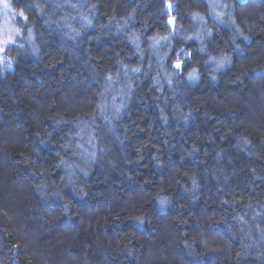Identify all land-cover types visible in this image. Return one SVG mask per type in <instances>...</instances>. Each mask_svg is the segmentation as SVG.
Returning a JSON list of instances; mask_svg holds the SVG:
<instances>
[{"label": "trees", "instance_id": "trees-1", "mask_svg": "<svg viewBox=\"0 0 264 264\" xmlns=\"http://www.w3.org/2000/svg\"><path fill=\"white\" fill-rule=\"evenodd\" d=\"M78 2L85 9L91 3H96L92 10L95 12L93 23L103 25L101 31L107 34L93 40L91 37L98 35L97 30L86 27L83 37H76L74 42L63 34L66 29L58 27L57 23H45L49 16L56 20L70 11L64 0H13L15 8L23 14L19 18L27 17L34 21L35 39L47 52L41 63L21 59L17 66L18 72L24 69L41 76L45 81L43 86L35 85L34 89L24 91L17 86L15 79L9 77L7 81L23 92L20 108L26 118L20 121L21 128L27 126V116L37 106L52 103V109H55L58 101H71L73 98L79 100L87 91H101L98 83H104L100 79L103 73L111 79L103 100L96 97L94 102L103 103L105 109L111 107L113 99L117 105L126 100V105L112 121L111 127L114 130L109 132L104 129L103 142L97 141V160L92 166L88 187L105 195V201L99 205L101 210L111 200L115 209L123 215L122 209L130 205L133 197L161 191L174 176L175 188L167 187V191L162 194L167 195L173 191L179 193L180 187L189 183V176L185 173L195 171L203 195L194 209H188L184 226H177L175 213H170L172 223L167 222L168 217L159 218L152 224L151 235L147 237L149 243L157 247L171 246L175 249L177 243L181 246L184 243L175 238L177 231L180 235L187 234L190 231L187 219L205 207L214 208L212 200L217 197L229 199L234 194L239 202L238 211H244V205L248 202L264 200V183L257 178L264 176V115L258 110L260 101L264 99V92L261 91L264 85V0ZM38 3L43 4V12L37 8ZM129 12L133 13L132 18L122 19ZM170 19L173 23H169ZM81 39L83 42H79ZM201 48L204 51H200ZM178 49L186 50L192 57L187 68L181 63V71L196 66L202 73L198 83L185 80L184 84L178 86L167 82L165 69L176 60ZM164 51L168 52V56L160 61L159 55ZM226 57L230 58V63ZM116 59H120L122 64H115ZM218 65H224L223 70L216 72L218 80L212 82L210 73ZM42 68L49 72L57 68L55 75L59 79H46L41 74ZM108 68L111 71H106ZM136 68L140 71H133ZM157 74L160 76V86L154 84ZM172 79L175 81V77ZM129 81L130 89L126 88ZM5 83L0 81V89ZM24 96L28 99H24ZM166 100L168 106L164 110L168 115L167 126L160 119V109ZM173 103L188 104L194 108V115L187 124L171 114ZM222 105H229V110L220 111ZM3 116H9V109H5ZM106 123L101 118L93 127L100 130L98 126ZM82 127L84 131L81 135L84 136L88 126L85 123ZM166 127L173 131L170 144L169 138L163 135ZM252 128H255V134L249 135ZM209 133L211 138H208ZM240 133H244L251 144L238 142ZM118 136H126L127 139L121 142ZM177 140L185 148L195 143L199 153L192 159H185L180 152L175 151L179 146ZM217 151H220L218 157ZM138 154L141 159L137 167L124 165L126 159L136 162ZM156 154L165 162L163 169L158 170L153 166L152 158ZM19 159L18 152L13 154V160L7 162V167L14 170ZM109 160L114 161L117 167H110ZM173 169L181 174L176 175ZM121 172L131 177L134 183L126 187L128 181ZM49 175L53 180L58 179L54 169H49ZM225 176L227 182H224ZM66 199L70 197L66 196ZM96 203L94 200L93 204ZM178 206L187 207L182 199ZM56 207L49 205L46 211L49 215H55ZM75 208L80 206L75 205ZM96 210V207L86 206L79 213L72 211L69 216L58 217L56 222L60 224V234L49 230L33 239L30 247L21 246L18 233L10 230L5 223V213L14 215L18 232L27 233L31 238V234L39 229L37 216L41 209L30 197L15 196L7 201L6 207H0V256H12L13 252H19V258L10 259L8 264H35L32 257L37 253L58 257L65 244L72 242L68 234H75L81 228L86 229L89 223L87 214ZM81 214H84L83 218ZM116 222L119 223V217ZM103 231L105 229L98 228L97 235ZM107 232L110 237L125 236V232L117 234L111 227ZM134 235L135 239L131 243L139 248L137 242L144 241L145 234ZM240 247L241 240L238 238L233 245V257H220L219 264H264V259H260L255 252L238 256ZM176 251L179 253V249ZM71 252L76 256L86 254L96 258L102 255L87 240L83 247H72ZM180 256L177 264H188L182 254ZM194 259L198 264H210L203 255ZM116 264L126 262L116 261Z\"/></svg>", "mask_w": 264, "mask_h": 264}, {"label": "clouds", "instance_id": "clouds-1", "mask_svg": "<svg viewBox=\"0 0 264 264\" xmlns=\"http://www.w3.org/2000/svg\"><path fill=\"white\" fill-rule=\"evenodd\" d=\"M64 3L70 11L56 20L49 16V20L45 23H57L58 27L66 29L63 34L69 36L74 42L76 37H83V30L86 27L97 30L98 35L91 37L93 40L98 39L99 35L107 34L101 31L103 25L93 23L92 17L95 16V12L92 10L95 9L96 3H91L87 9L78 0L76 2L64 0ZM36 6L39 11H44L43 4L38 3ZM57 7L60 8L61 5L58 4ZM22 15L15 8L13 0H0V81L6 82L0 89V101H2L0 103V207H6L7 201L19 195L33 199L41 211L37 216L39 229L31 234V238L27 233L18 232L14 215L9 216L5 213V223L10 230L18 233L21 246L30 247L33 239L48 233L49 230L60 234V224L56 222L58 217L69 216L72 211L79 213L86 206L97 209L87 214L89 223L86 229L81 228L75 234H68L72 242L65 244L58 257L37 253L32 257L35 264H116V261H124L126 264H177V261L181 259L180 254L183 260L188 261V264H198L194 258L200 255L207 257L210 264H219L220 257L229 259L233 257L235 253L233 245L238 238L241 240L238 256L243 257L255 252L260 259H264V200L248 202L244 205V211H238L239 202L234 194L229 199L217 197L212 200L215 204L214 208L205 207L191 219H187V227L190 231L185 235H180L177 231L175 237L178 241L184 242L183 246L177 243L175 249L171 246L160 248L149 243L147 237L151 235V226L159 218L168 217L167 222L171 224L172 218L169 214L175 213L176 225L184 226L188 209H194L199 203L203 193L195 171L185 173L189 176V183L182 185L179 193L173 191L167 195L162 194L163 191H167V187L175 188L174 176L161 191L138 194L133 197L130 205L122 209L123 215L115 209L111 200L108 201L107 206L100 209L99 205L105 201V195L97 189L88 187L92 166L97 160V141L103 142L104 129L109 132L114 130L111 127L112 121L119 116L126 105V100H122L117 105L113 99L109 109H105L103 103L94 102L96 97L103 100L105 89L110 82L109 77L102 73L100 79L104 83H98L101 91H87L79 100L73 98L71 101H58L55 109H52V103L37 106L32 113L28 114L27 126L21 128L20 121L26 118L20 108V96L23 92L18 91L7 81L9 77L15 79L17 86L24 91L34 89L35 85L43 86L45 81L41 79V76L24 69L18 72L17 66L21 59L25 62L31 59L33 63H41L42 57L47 55L45 48L35 39L34 21L27 17L20 19ZM132 16L133 13L129 12L122 19H131ZM61 21L62 24H60ZM79 42H83V39ZM201 49L200 51H204ZM177 51L176 60L165 69L167 82L178 86L184 84L185 80L198 83L202 73L196 66L193 65L189 70L181 71V63L187 68L192 57L184 49ZM167 56L168 52L164 51L159 55V60L163 61ZM225 59L230 63L229 57ZM177 63L180 64L179 68L176 67ZM115 64L121 65L122 61L116 59ZM223 67L224 65H218L210 73L212 82L218 80L216 72L223 70ZM40 71L46 79L51 81L59 79L55 75L57 68H52L50 72L43 68ZM106 71L111 69L108 68ZM139 71L140 69L136 72ZM254 75H260V73H254ZM114 76L115 73H113ZM172 77H175V81ZM160 83V76L157 74L154 84L160 86ZM130 87L129 81L126 88L130 89ZM261 91L264 92V85L261 86ZM24 99L28 97L24 96ZM167 106L166 100L164 107L160 109V119L165 126L168 123V115L164 108ZM229 108V105H222L220 111L229 110ZM5 109H9L8 117L3 116ZM49 109H52L51 112ZM172 109L171 114L185 124L193 117L195 111L188 104L180 103H173ZM258 110L264 115V99L260 101ZM85 117L88 119L85 120ZM101 118L107 123L98 126L100 130H97L93 125ZM85 123L88 127L86 134L82 136L81 132L84 131L82 125ZM220 123L223 124L224 121L221 120ZM248 134H255V128H252ZM163 135L169 138L170 144L173 131L167 130L166 127ZM208 138H211V133ZM117 139L122 142L127 137L118 136ZM238 142L251 144L244 133L239 134ZM177 144L179 146L175 151L180 152L185 159H192L199 153L195 143L188 148L179 144V140ZM101 151L105 150L101 149ZM17 152L20 154V159L15 164L14 170H10L7 162L13 160V154ZM216 155L218 157L220 151H217ZM139 159L141 156L138 154L136 162L126 159L123 163L125 166L132 164L133 167H137ZM152 163L158 170L165 166L159 154L153 156ZM108 164L112 168L117 167L112 160H109ZM169 167H171L170 162ZM49 169L56 171L58 179H52ZM173 171L176 175L181 174L175 169ZM121 175L128 181L126 187L134 183L131 177L123 172ZM253 175L256 176V173L253 172ZM257 178L264 183V176ZM105 180L107 183V177ZM224 182H227V176L224 177ZM66 196L70 199H66ZM181 199L187 207L178 206ZM94 200L97 202L95 205ZM73 201L80 208H75ZM49 205L58 206L55 208V215H49L46 211ZM81 215L83 218L84 214ZM117 217H119L118 224ZM109 227L117 234L127 231L123 238L119 235L110 237L107 232ZM98 228L105 231L97 235ZM137 233L145 234L146 237L144 241L137 242L140 245L139 248L131 243L135 239L134 234ZM86 240L98 253L102 254L100 258L86 254L76 256L71 252L74 246L83 247ZM176 249H179V253ZM13 258L18 259L19 252H13L12 256L7 254L0 256V264H8Z\"/></svg>", "mask_w": 264, "mask_h": 264}, {"label": "snow or ice", "instance_id": "snow-or-ice-1", "mask_svg": "<svg viewBox=\"0 0 264 264\" xmlns=\"http://www.w3.org/2000/svg\"><path fill=\"white\" fill-rule=\"evenodd\" d=\"M169 7H171V5H169ZM169 23H173V21L170 19V20H169ZM163 39H167V37H164ZM246 39H247V38H246ZM201 50H203V49H201ZM176 67L179 68V67H180V64L177 63ZM138 70H139V69H133V71H138ZM109 79H111V78L109 77ZM102 107H103V106H102Z\"/></svg>", "mask_w": 264, "mask_h": 264}]
</instances>
